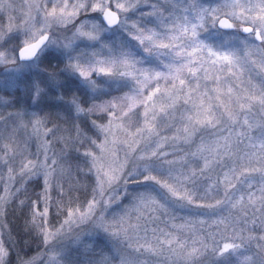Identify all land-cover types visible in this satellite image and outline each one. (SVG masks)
I'll return each mask as SVG.
<instances>
[{"label": "snow or ice", "instance_id": "1", "mask_svg": "<svg viewBox=\"0 0 264 264\" xmlns=\"http://www.w3.org/2000/svg\"><path fill=\"white\" fill-rule=\"evenodd\" d=\"M0 264H264V0H0Z\"/></svg>", "mask_w": 264, "mask_h": 264}]
</instances>
